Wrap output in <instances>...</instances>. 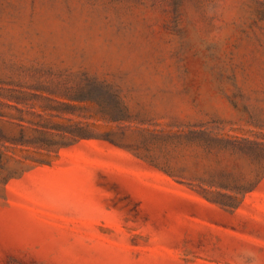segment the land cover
Listing matches in <instances>:
<instances>
[{"label":"rangeland","instance_id":"374dc122","mask_svg":"<svg viewBox=\"0 0 264 264\" xmlns=\"http://www.w3.org/2000/svg\"><path fill=\"white\" fill-rule=\"evenodd\" d=\"M0 264H264V0H0Z\"/></svg>","mask_w":264,"mask_h":264}]
</instances>
